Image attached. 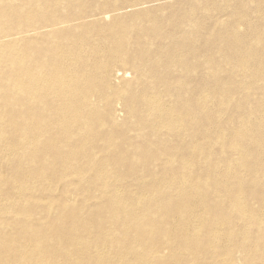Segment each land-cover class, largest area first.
Instances as JSON below:
<instances>
[{
	"label": "bare ground",
	"instance_id": "bare-ground-1",
	"mask_svg": "<svg viewBox=\"0 0 264 264\" xmlns=\"http://www.w3.org/2000/svg\"><path fill=\"white\" fill-rule=\"evenodd\" d=\"M0 264H264V0H0Z\"/></svg>",
	"mask_w": 264,
	"mask_h": 264
}]
</instances>
